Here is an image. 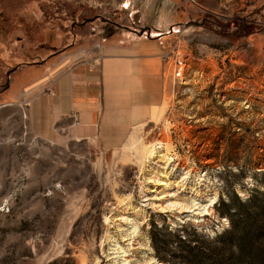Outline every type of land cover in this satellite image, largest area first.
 <instances>
[{
  "label": "rangeland",
  "instance_id": "rangeland-1",
  "mask_svg": "<svg viewBox=\"0 0 264 264\" xmlns=\"http://www.w3.org/2000/svg\"><path fill=\"white\" fill-rule=\"evenodd\" d=\"M111 34L157 42L162 100L132 144L102 151L40 139L22 94L1 97L0 264H225V251L206 257L230 229L221 201L241 232L264 227V0H0V90L51 54L57 71L95 59ZM20 53L29 64L7 79ZM176 190L205 214L170 208ZM230 195L258 202L240 210Z\"/></svg>",
  "mask_w": 264,
  "mask_h": 264
},
{
  "label": "crops",
  "instance_id": "crops-1",
  "mask_svg": "<svg viewBox=\"0 0 264 264\" xmlns=\"http://www.w3.org/2000/svg\"><path fill=\"white\" fill-rule=\"evenodd\" d=\"M145 27L153 39L161 36L159 27ZM113 35L100 43L95 59L76 64L64 61L57 71L50 62L59 59L51 54L36 66H26V73L15 76V83L0 91V99L12 96L15 101L22 94L19 104L28 115L32 132L40 139L62 132L102 151L122 147L132 129L149 119L162 100L163 63L156 41L110 43L116 37ZM20 46L17 51H28ZM22 55H15L12 75L25 63ZM22 84L30 87L24 90ZM48 87L51 93L45 91Z\"/></svg>",
  "mask_w": 264,
  "mask_h": 264
},
{
  "label": "trees",
  "instance_id": "trees-1",
  "mask_svg": "<svg viewBox=\"0 0 264 264\" xmlns=\"http://www.w3.org/2000/svg\"><path fill=\"white\" fill-rule=\"evenodd\" d=\"M231 198L235 199L238 208L240 210H244L245 206H250L252 204H256L258 202L256 197L250 198L246 202H242L238 196L236 195H230ZM219 212L221 216H225L228 218L230 223V229L225 231L223 234L217 236L213 241H209V245H217L215 247L216 249L210 248L208 250L207 258H212L214 255H219L218 253H223L225 251L226 255V262L225 264H256L259 260V264H264V257L261 256L262 260L258 259L252 255L255 253V250L260 248L261 242L264 239V227L261 229H255V232L250 233L249 232H241V226L239 221H235L231 214H228V211L230 210V205L227 204L224 201H221L219 203ZM247 208V207H246ZM262 213L264 214V208L262 209ZM250 221H253V217L249 216ZM192 236H195L192 234ZM208 241V239H206ZM233 249L234 252L232 254H229L230 249ZM257 256V254H256ZM259 256V255H258ZM197 258V255L193 256V259L195 260ZM200 258V257H199ZM193 260V261H194ZM205 264V263H204Z\"/></svg>",
  "mask_w": 264,
  "mask_h": 264
},
{
  "label": "bare ground",
  "instance_id": "bare-ground-1",
  "mask_svg": "<svg viewBox=\"0 0 264 264\" xmlns=\"http://www.w3.org/2000/svg\"><path fill=\"white\" fill-rule=\"evenodd\" d=\"M133 143V136H130V138L127 140V142H126V145H130V144H132ZM151 182H153V180H151ZM164 182L163 181H158V185L160 186V185H162ZM164 186H166L167 188H169L170 187V184H165ZM179 193V190H176V191H173V192H171V193H169V197L171 198V200L169 201V207L170 208H175V207H178V212H182V211H187V212H191V213H193V214H198L199 216H201L200 214L202 213V212H204V214H205V212L207 211V210H201V211H199L198 213H197V209H191V207L190 208H187V207H181L180 205H178V203H176L175 202V197L177 196V194ZM163 198V197H162ZM160 207V206H159ZM123 219V221H126L125 223H127L128 222V218H126V217H123L122 218Z\"/></svg>",
  "mask_w": 264,
  "mask_h": 264
},
{
  "label": "flooded vegetation",
  "instance_id": "flooded-vegetation-1",
  "mask_svg": "<svg viewBox=\"0 0 264 264\" xmlns=\"http://www.w3.org/2000/svg\"><path fill=\"white\" fill-rule=\"evenodd\" d=\"M41 62H43V60H41L40 62L34 61V62H31V64L38 65V64H40ZM24 64H29V63H24ZM29 65H30V64H29ZM13 70H14V68H12V69H10V70H7V72H6V77H7V79L9 78V75L13 72ZM7 86H8L7 84H4L2 90H0V91L5 90V89L7 88Z\"/></svg>",
  "mask_w": 264,
  "mask_h": 264
},
{
  "label": "water",
  "instance_id": "water-1",
  "mask_svg": "<svg viewBox=\"0 0 264 264\" xmlns=\"http://www.w3.org/2000/svg\"><path fill=\"white\" fill-rule=\"evenodd\" d=\"M108 23H110V22H108ZM114 26H118V25H117V24H114ZM143 31H146V32H147V35H148V33H149V28H147V27L142 28V29H141V32H143Z\"/></svg>",
  "mask_w": 264,
  "mask_h": 264
},
{
  "label": "built area",
  "instance_id": "built-area-1",
  "mask_svg": "<svg viewBox=\"0 0 264 264\" xmlns=\"http://www.w3.org/2000/svg\"><path fill=\"white\" fill-rule=\"evenodd\" d=\"M45 91H46L47 93H51V90H50L49 87H48Z\"/></svg>",
  "mask_w": 264,
  "mask_h": 264
}]
</instances>
